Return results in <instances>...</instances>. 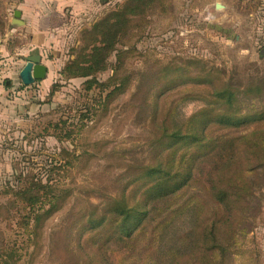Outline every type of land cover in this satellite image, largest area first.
I'll use <instances>...</instances> for the list:
<instances>
[{
	"label": "rangeland",
	"instance_id": "1",
	"mask_svg": "<svg viewBox=\"0 0 264 264\" xmlns=\"http://www.w3.org/2000/svg\"><path fill=\"white\" fill-rule=\"evenodd\" d=\"M150 1L0 0V264H264V0ZM21 7L58 20L30 86ZM125 12L86 93L61 72Z\"/></svg>",
	"mask_w": 264,
	"mask_h": 264
},
{
	"label": "trees",
	"instance_id": "2",
	"mask_svg": "<svg viewBox=\"0 0 264 264\" xmlns=\"http://www.w3.org/2000/svg\"><path fill=\"white\" fill-rule=\"evenodd\" d=\"M141 3H144L145 7L143 8V11L136 13L135 15H140L147 13L148 5L151 3L150 0H140ZM126 10V9H125ZM131 14L130 12L127 13L125 12L124 15L122 14H109L107 17H105L103 20L100 22L98 21L93 25L91 30L87 33V35L82 40V45H83V57L82 59L86 63L83 67H81L79 72L75 73V69L73 67V63L71 62L70 64H67L64 68V71L61 72L63 75H69L70 77H78V78H83L87 79L84 81L85 84V92L90 93L93 89H98L99 93L102 94L104 90H106V84L110 86H113L114 83L112 80H109L107 83L106 82H96L97 77L96 73L102 72V71H110V73L113 72V67L109 66L106 63L107 58L109 55L114 51L115 43L113 42V37L115 35V30L117 29L120 21H123V17L127 18V16ZM133 15V14H132ZM117 45V44H116ZM107 64V65H106ZM90 78V79H88ZM106 83V84H105ZM99 86V87H94V86ZM104 86V87H101ZM94 87V88H93ZM93 88V89H92ZM101 97H99L100 100ZM89 110L86 111V115L83 116V120H90L88 117ZM59 142L65 141L64 139L57 138ZM68 140V139H67ZM47 174V173H45ZM41 177L38 176L37 174L34 173H29L26 177H22L19 179H32L35 183V185L41 187ZM47 183L50 182V179H48V176L46 177ZM49 180V181H48ZM41 185V186H40ZM32 201V200H31ZM38 203V202H37ZM35 204V212L37 214L38 210H43L45 205L43 203H38ZM33 204H31L32 206ZM34 217H30L27 223V228L30 226L31 223L34 224ZM29 237L33 235V231H30Z\"/></svg>",
	"mask_w": 264,
	"mask_h": 264
},
{
	"label": "crops",
	"instance_id": "3",
	"mask_svg": "<svg viewBox=\"0 0 264 264\" xmlns=\"http://www.w3.org/2000/svg\"><path fill=\"white\" fill-rule=\"evenodd\" d=\"M21 12L22 18V31L23 33H17L16 38L22 44L23 41L26 39L25 46L15 47L14 55H17L21 58L30 56V55H40L41 56V63L47 67V58L44 56L43 51L45 52V48L53 44V34L52 32V23H57V19H52L51 15V8L48 7L47 9L44 7V12L46 14H40L41 10L36 7V10L29 12V9H23L22 7L19 8ZM28 10V11H27ZM47 11V12H46ZM55 44V42H54ZM1 52L4 51V48L1 49ZM6 54V52H5ZM12 55H9V57ZM46 58V59H45ZM11 59V58H10ZM7 61L9 59H6ZM25 65V64H24ZM23 65V66H24ZM22 66V67H23ZM22 67L19 69H22ZM47 75H48V68H47ZM46 75V77H47Z\"/></svg>",
	"mask_w": 264,
	"mask_h": 264
},
{
	"label": "water",
	"instance_id": "4",
	"mask_svg": "<svg viewBox=\"0 0 264 264\" xmlns=\"http://www.w3.org/2000/svg\"><path fill=\"white\" fill-rule=\"evenodd\" d=\"M217 7V6H216ZM14 21L20 23L21 13L19 11L14 12ZM25 65L19 72V79L24 86H30L34 82L41 81L46 78L47 67L41 63V56L30 55L22 58Z\"/></svg>",
	"mask_w": 264,
	"mask_h": 264
},
{
	"label": "built area",
	"instance_id": "5",
	"mask_svg": "<svg viewBox=\"0 0 264 264\" xmlns=\"http://www.w3.org/2000/svg\"><path fill=\"white\" fill-rule=\"evenodd\" d=\"M2 59H3V57H2L1 50H0V80H1V75H2L1 66L3 65Z\"/></svg>",
	"mask_w": 264,
	"mask_h": 264
},
{
	"label": "bare ground",
	"instance_id": "6",
	"mask_svg": "<svg viewBox=\"0 0 264 264\" xmlns=\"http://www.w3.org/2000/svg\"><path fill=\"white\" fill-rule=\"evenodd\" d=\"M219 5H217V8H218Z\"/></svg>",
	"mask_w": 264,
	"mask_h": 264
}]
</instances>
